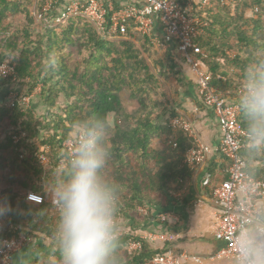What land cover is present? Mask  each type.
Returning a JSON list of instances; mask_svg holds the SVG:
<instances>
[{
	"label": "trees",
	"instance_id": "trees-1",
	"mask_svg": "<svg viewBox=\"0 0 264 264\" xmlns=\"http://www.w3.org/2000/svg\"><path fill=\"white\" fill-rule=\"evenodd\" d=\"M42 4L43 0H0V59L14 62L16 72L15 80L0 78V128L6 129L0 138V175L6 183L0 190V208L4 209L0 240L21 233L53 237L58 209L50 193L70 170V164L62 171L54 168L61 145L77 134L74 121L97 116L107 121V115L113 114L116 123L107 139L110 157L101 176L116 189L117 226L126 221L128 229L119 237L121 264L145 263L168 248H152L135 231L153 225L157 231H168L169 222L159 221V213L153 211L164 208L190 174L182 160L194 141L169 125L176 114L169 109L162 88L168 77L180 79L172 57L185 62L184 54L176 40L165 48L158 46L152 35L138 32L131 20L123 34L112 37L100 35L81 15L36 31L34 14L42 10ZM193 14L206 22L193 41L199 47L196 57L211 73L209 86L237 102L246 66L264 61V4L262 0H231L229 4L210 0ZM38 83L36 96L43 113L34 112L31 104L27 109L7 106L10 89L25 86L24 93H30ZM121 93L135 101L131 111L124 108ZM238 121L246 131L241 110ZM20 131L25 137L14 142L11 135ZM156 137L159 147L151 145ZM42 145L49 146L53 159L47 169L34 157ZM239 153L247 162L248 174L264 178V151L249 150L244 140ZM27 191L41 194L43 202L26 204ZM142 206L147 213L138 210ZM131 240H138L140 248L128 251L126 244Z\"/></svg>",
	"mask_w": 264,
	"mask_h": 264
},
{
	"label": "built area",
	"instance_id": "built-area-1",
	"mask_svg": "<svg viewBox=\"0 0 264 264\" xmlns=\"http://www.w3.org/2000/svg\"><path fill=\"white\" fill-rule=\"evenodd\" d=\"M230 1L222 0L225 4H229ZM209 2L210 0H142L139 6L126 5L115 9L112 4L103 3L102 0H70L61 9L54 11L58 0H43L42 10L35 13L34 17L38 21H44L46 27H52L64 23L69 18L81 15L87 18L103 37L123 34L126 31L128 20L135 24L138 32L150 36L153 30V20L156 19L161 27V39L163 40L159 42L153 36L152 39L157 45L165 48L173 39L178 42V49L184 54L185 62L193 72L196 93L201 103L210 110L217 122L220 133L217 151L228 161L226 177L211 188V199L218 209L215 232L223 241L222 247L215 252L213 257L235 260V242L232 240V233L242 220L253 218L252 214L259 205V200L264 198V178L258 179L249 175L247 162L239 153L244 146L246 131L238 121L240 112L238 103L228 101L215 88L209 86L211 73L196 57L199 47L193 39L200 33L206 22L193 12L204 8ZM228 54L231 55V53ZM0 78L16 79L14 62L0 59ZM39 91L40 83L30 93L23 94L12 88L7 93V106L18 105L20 108L27 109L30 107L32 98ZM168 122L171 127L186 132L194 141V146L188 149L183 156V164L189 169L202 164L210 148L201 142L191 123L181 116L171 117ZM77 135L63 141L61 153L54 161V168L57 171L65 170L69 166L75 151ZM11 137L14 142H17L25 137V133L20 131L13 133ZM34 157L41 167L47 169L52 166L49 146H40ZM25 199L36 205L43 202L42 195L33 191H27ZM138 210L144 214L147 213L145 206L139 207ZM174 218L172 212L163 211L158 214V220L161 222H169ZM1 225L0 220V228ZM127 232L126 227L118 226L119 237ZM139 237L149 242L162 243L168 239L163 231H147ZM32 242L33 238L23 233L16 237L1 239L0 264H11L12 254ZM126 248L128 251H135L140 248V242L131 240L127 242ZM191 258L198 259L183 252L174 253L167 249L155 253L147 262L137 264H180Z\"/></svg>",
	"mask_w": 264,
	"mask_h": 264
},
{
	"label": "clouds",
	"instance_id": "clouds-1",
	"mask_svg": "<svg viewBox=\"0 0 264 264\" xmlns=\"http://www.w3.org/2000/svg\"><path fill=\"white\" fill-rule=\"evenodd\" d=\"M237 102L247 148L264 151V61L246 66ZM73 127L78 135L70 170L50 193L58 209L53 239L59 264H121L116 189L101 176L110 157L108 122L97 116L76 120ZM252 216L232 233L235 264H264V206L258 205Z\"/></svg>",
	"mask_w": 264,
	"mask_h": 264
},
{
	"label": "crops",
	"instance_id": "crops-1",
	"mask_svg": "<svg viewBox=\"0 0 264 264\" xmlns=\"http://www.w3.org/2000/svg\"><path fill=\"white\" fill-rule=\"evenodd\" d=\"M70 0H58L54 11L61 9ZM82 1V0H81ZM103 3H110L117 9L126 5L139 6L142 0H102ZM33 14L35 10L32 11ZM35 21V30L42 29L44 21ZM158 20H153L152 36L155 39L161 38V27ZM176 70H179L180 79L177 81L170 76V89L168 106L175 111V116H181L192 125L193 130L205 145L210 148L204 162L190 169V174L183 179L182 187L174 191L169 197L168 204L164 208H156L153 212L158 214L161 211L172 212L174 220L169 221L165 242H149L152 248H168L174 253H186L189 256L197 257V260L187 259L180 264H235V260L228 258L213 257L215 252L222 247L223 241L215 232L218 220V209L211 199V188L218 181L226 177V161L217 151L220 133L215 118L210 110L204 107L195 90L194 76L189 65L173 56ZM20 87V86H19ZM15 90H18L16 87ZM23 93L26 87L20 89ZM34 112L43 113L44 108L39 102L38 96L32 98ZM168 117L166 116L164 118ZM6 132L0 128V138ZM258 163H253L252 166ZM251 166V165H250ZM0 175V190L5 186ZM15 188H18L15 186ZM26 193V192H25ZM24 194V192H23ZM51 197V196H50ZM26 204L36 205L25 199ZM259 205L264 206V198L259 200ZM1 206V202H0ZM142 213V212H141ZM144 214V213H143ZM122 227H126V221H119ZM142 228L135 231L138 236L144 235L147 231L158 228ZM157 231V230H155ZM53 253L50 254V252ZM46 252L49 253L46 256ZM48 262L59 264V253L55 246L53 237L33 238V242L17 250L12 254L11 264H37Z\"/></svg>",
	"mask_w": 264,
	"mask_h": 264
},
{
	"label": "rangeland",
	"instance_id": "rangeland-1",
	"mask_svg": "<svg viewBox=\"0 0 264 264\" xmlns=\"http://www.w3.org/2000/svg\"><path fill=\"white\" fill-rule=\"evenodd\" d=\"M263 4H264V0H262ZM246 14H249V11L246 12ZM170 77H168L167 79H165L163 82H162V88L164 89L167 97H169V94L167 93L170 89ZM22 92V91H20ZM24 94V93H23ZM121 101L123 102V105H124V108L128 111H131L135 106H136V103L135 101H132L130 99L127 98L126 94L125 93H121ZM169 99V98H168ZM109 116V120H108V125H109V130L108 132L106 133L105 135V139L107 140L109 138V136L111 135V132L112 130L114 129V126H115V115L111 114V115H108ZM164 119V118H163ZM151 145L153 147H159L161 145L160 143V139L159 138H153L152 141H151ZM49 157L51 159V162L53 163V159H52V155L50 154V151H49ZM109 171H110V167L107 168ZM102 175H107V171L104 170L102 171ZM103 176V177H104ZM47 187V186H46ZM52 216H57L55 213H53ZM48 263V262H47Z\"/></svg>",
	"mask_w": 264,
	"mask_h": 264
},
{
	"label": "water",
	"instance_id": "water-1",
	"mask_svg": "<svg viewBox=\"0 0 264 264\" xmlns=\"http://www.w3.org/2000/svg\"><path fill=\"white\" fill-rule=\"evenodd\" d=\"M108 118H109V116L107 115V121L109 120Z\"/></svg>",
	"mask_w": 264,
	"mask_h": 264
}]
</instances>
